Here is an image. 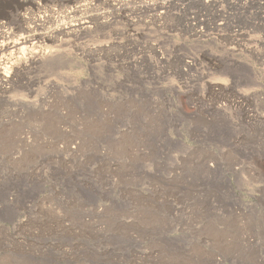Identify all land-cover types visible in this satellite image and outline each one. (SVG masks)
<instances>
[{"label": "rangeland", "instance_id": "374dc122", "mask_svg": "<svg viewBox=\"0 0 264 264\" xmlns=\"http://www.w3.org/2000/svg\"><path fill=\"white\" fill-rule=\"evenodd\" d=\"M109 1L0 0V264H264V0Z\"/></svg>", "mask_w": 264, "mask_h": 264}, {"label": "bare ground", "instance_id": "6f19581e", "mask_svg": "<svg viewBox=\"0 0 264 264\" xmlns=\"http://www.w3.org/2000/svg\"><path fill=\"white\" fill-rule=\"evenodd\" d=\"M125 1H127V0H110L109 2H111L112 3V5H114V6H116V5H120L122 2L124 3ZM122 3V4H123ZM1 4H2V2H1ZM84 4H82V5H79L80 7L81 6H83ZM78 6V7H79ZM19 7H21V6H19ZM79 7V9H81ZM79 9H77L76 7L75 8H71V10H70V13L72 12V14H73V12H76V11H78ZM68 13V12H67ZM76 14V13H75ZM65 15H66V12H65ZM64 15V16H65ZM68 15H69V13H68ZM69 19V18H68ZM83 19V18H82ZM41 20V19H40ZM56 20V19H55ZM81 20V19H80ZM58 21V20H57ZM79 21V20H78ZM63 23V22H62ZM2 24H4L1 20H0V27L1 26H3L4 27V25H2ZM6 24V23H5ZM90 26V23H88V22H86L85 20H82V21H79V22H77V24L75 23L74 25H73V28L72 27H66L64 24H62L61 25V27H60V29H64V30H62V31H65V32H75V31H78L79 29H86L87 27H89ZM27 27V26H26ZM6 29V28H5ZM30 29H32V28H30ZM57 30H59V29H57ZM6 32L7 31H5V30H3V29H1L0 28V38H5V36L7 35L6 34ZM8 32H9V30H8ZM7 32V33H8ZM15 32V31H14ZM11 33V32H10ZM13 33V32H12ZM11 33V34H12ZM18 33V32H17ZM27 33V32H26ZM26 33H25V35L24 36H17L18 38L16 39V40H13V41H4V42H1L0 43V51H2L3 49H5V48H11V53H10V55H9V57L7 56V57H3V58H1L0 57V84L2 85V84H4V83H6L8 80H9V78H11L12 77V75H14L17 71H19L20 70V68H19V66L21 67V65H18V62L21 60V54H24L25 52H27L25 55H27V56H29V57H31L32 59H41V58H47L49 55L46 53V51H41V50H39V51H30V52H28L25 48H26V46H24V43L25 42H28V39L27 38H29V37H25V36H27L26 35ZM8 36V35H7ZM29 36V35H28ZM31 36V35H30ZM13 37V36H12ZM9 38V37H8ZM14 38V37H13ZM33 40V39H32ZM31 42V41H30ZM35 42V41H34ZM34 43L32 42V45H33ZM36 45V44H35ZM28 46H30V45H28ZM31 47V46H30ZM32 48H33V46H32ZM36 48V47H35ZM28 49V48H27ZM34 49V48H33ZM50 54V53H49ZM24 55V56H25ZM24 57H22V59H23ZM21 62V61H20ZM21 64V63H20ZM4 85H2V88H4L3 87Z\"/></svg>", "mask_w": 264, "mask_h": 264}]
</instances>
